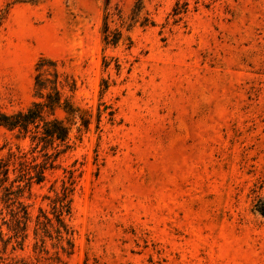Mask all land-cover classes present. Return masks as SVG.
Segmentation results:
<instances>
[{
	"label": "rangeland",
	"instance_id": "obj_1",
	"mask_svg": "<svg viewBox=\"0 0 264 264\" xmlns=\"http://www.w3.org/2000/svg\"><path fill=\"white\" fill-rule=\"evenodd\" d=\"M40 58L89 119L55 111L64 152L27 200L72 177L64 264H264V0H0L1 111L41 100Z\"/></svg>",
	"mask_w": 264,
	"mask_h": 264
},
{
	"label": "trees",
	"instance_id": "obj_2",
	"mask_svg": "<svg viewBox=\"0 0 264 264\" xmlns=\"http://www.w3.org/2000/svg\"><path fill=\"white\" fill-rule=\"evenodd\" d=\"M52 68V79L47 74ZM55 61L40 58L35 65V89L40 101H33L25 110L6 113L0 110V127L15 131L16 139H28L27 149L19 145L0 143V251L23 250L24 243L32 230L33 244L31 264L36 261L48 264H64L62 254H71L73 230L67 224L71 214L70 196L73 181L71 176L61 179L58 189L52 183L46 194L48 208L39 207L33 217L27 200L31 196L33 185L47 179V171L56 168V160L64 152L59 143L68 138L69 121H80L88 127L89 119L82 109L63 98L58 86V74ZM61 109L66 120L55 116ZM256 211L264 215V199L256 204ZM30 223H33L30 229ZM54 241V251L48 259H39L45 239ZM66 244V245H65ZM27 264L26 260L20 259Z\"/></svg>",
	"mask_w": 264,
	"mask_h": 264
}]
</instances>
